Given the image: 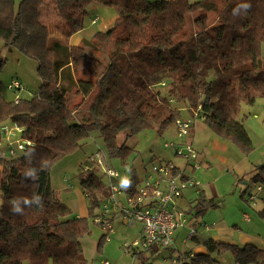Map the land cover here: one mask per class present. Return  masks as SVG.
Returning <instances> with one entry per match:
<instances>
[{
  "label": "trees",
  "instance_id": "16d2710c",
  "mask_svg": "<svg viewBox=\"0 0 264 264\" xmlns=\"http://www.w3.org/2000/svg\"><path fill=\"white\" fill-rule=\"evenodd\" d=\"M91 4L118 13L109 32L94 38L114 37L107 64L85 45L50 42L51 27L66 38L82 31ZM0 41L37 61L41 80L38 93L19 103L6 100L0 82V124L22 126L31 142L16 158L0 148V264H88L81 241L90 232L88 216L109 196L110 182L99 168L83 165L89 215L72 217L56 198L50 174L94 133L111 158L125 162L134 152L129 140L146 130L163 138L177 119L197 112L219 138L244 152L252 149L240 113L242 105L264 98V0H0ZM5 64L0 60V72ZM133 173L130 196L142 182ZM200 198L186 211L193 227L209 209ZM14 206L23 211L14 212ZM259 214L264 220V208ZM192 241L206 252H187L176 264H225L220 258L228 253L235 264H264V249L251 243L218 242L205 234ZM136 257L154 264L144 253Z\"/></svg>",
  "mask_w": 264,
  "mask_h": 264
},
{
  "label": "rangeland",
  "instance_id": "374dc122",
  "mask_svg": "<svg viewBox=\"0 0 264 264\" xmlns=\"http://www.w3.org/2000/svg\"><path fill=\"white\" fill-rule=\"evenodd\" d=\"M19 1L21 0H17V2ZM198 1L200 0H190L191 3H196ZM94 6L106 7L99 4H91L88 7L89 16L92 15ZM110 9H113L117 13L114 8ZM194 16L191 17L192 20L195 18ZM192 20H190L189 24L190 29L193 28ZM190 29L189 32L191 34ZM54 32L55 29L51 27V39L53 38L52 40L56 42L58 40L54 39L55 37L52 36ZM108 32L109 30L106 31L105 34ZM63 45H65L64 42ZM114 46L115 40L114 37H111L107 39L104 38L102 41L94 40L91 42L90 48L87 46L86 48L90 55L107 64L109 63L110 52ZM2 59L6 60V64L0 72L3 96L9 102L15 101L17 98L25 100L32 99L33 96L38 93L41 86V80L38 75V62L16 48L7 47L0 41V60ZM14 80H19L22 83L23 88L21 90L12 91L9 89V85ZM74 95L75 93L72 95V99L73 102L76 103L80 98ZM181 107H184V105L181 104ZM185 117L191 118V116L189 117L188 115H185ZM240 118L250 136L252 142L251 151L244 152L239 145L221 138L222 141L230 144V148L223 150L221 153L215 152V154L223 155L225 158H228L227 164L217 163L213 165L212 169L204 170L200 168L199 170H194L193 167L196 166V162H194L187 165V169L189 170L188 175L199 181L201 183V190L205 191L204 194L202 192V195L209 209L206 214L199 219L200 223H206L209 226H218V228H222L226 233L228 231L239 232L243 237L256 241L257 243L254 244H257L258 247L264 248V220L259 214L261 209H263L264 203L260 200L256 202L250 200L251 195H257V199L258 196L260 198L262 192H258V187L261 186L264 188V183L261 182L262 177L264 178V172L260 169V167L264 166V98H259L254 105H242ZM1 125L2 124H0V127ZM202 127L206 128L209 133L215 135V133L208 129L204 119L195 118L192 132H196L197 129ZM174 128L175 126L171 127L172 130ZM169 137L171 136L167 134H165L163 138L158 136L154 147L158 150H164L163 143L165 139ZM20 139L21 137L19 136L18 140ZM207 140V135L201 134L199 140L196 142L199 146L196 145V147L194 145V147L200 151L202 147L205 148L206 144L202 142H207ZM125 141V135H121L119 137V142L123 143ZM135 142L136 140L132 139L128 141L127 145L129 147H134V152L124 162L121 158H111L103 144L102 138L98 133H94L81 150L61 159L52 166L50 174L51 186L56 193V198L71 209L72 217H83V215L87 217L89 215V202L81 187L80 174L84 166L91 165L89 164L90 161L88 158L98 150H102L107 154L110 158V164L115 167L119 173L120 177L118 179V184L122 192L121 194H117L116 197L124 206H127L126 188L128 186H123V183H127L128 185L129 180L134 175L133 170L136 171V176L142 181L146 175V169L150 171L153 164L158 161L154 155H152L153 149L146 148V152H142L139 149L136 150ZM2 150L5 151L6 156L9 157L6 144H3ZM139 152L142 154L140 155ZM153 152L157 153L156 151ZM207 153L210 154V152ZM143 160L146 162L145 164H148L146 167H143ZM1 169L2 167H0V170ZM98 174L104 177L102 168H99ZM259 174L260 176H257ZM255 177L258 183H255ZM104 179L108 182L107 178ZM188 195L187 197H189ZM201 196L190 192V198H193L192 200L194 202L201 199ZM101 211L102 208H99L94 211L93 215L88 216L90 232L81 241L82 251L88 260V264H104L105 262H109L110 264H143L141 258L132 256L127 249L128 246L139 239L142 225L136 223L131 227L120 213L111 212L112 230L108 232L109 235L103 240V236L107 231L94 223V216L100 214ZM244 213H247L248 216L245 215V219L247 221L251 220L250 223L244 221ZM190 218H192V216H190ZM191 226L190 223L187 227L180 228L177 231V249H156L158 250L157 253L164 251L160 257L170 256V254L173 255L172 258L168 259L169 263L167 264H172L173 259L177 258L180 253H185V251L195 253L198 244L189 238ZM216 234H218V232ZM211 235H215V233ZM223 237L228 239L229 236L228 234H224ZM160 257L158 254L155 255L151 252L144 253V258L148 259L149 262L154 264H165L162 260L157 261ZM220 259L224 261L225 264H235L230 253L227 255L225 254Z\"/></svg>",
  "mask_w": 264,
  "mask_h": 264
},
{
  "label": "built area",
  "instance_id": "2783aa9c",
  "mask_svg": "<svg viewBox=\"0 0 264 264\" xmlns=\"http://www.w3.org/2000/svg\"><path fill=\"white\" fill-rule=\"evenodd\" d=\"M22 88V83L19 80H14L9 85V89L12 91H19ZM19 101L20 98L15 100L16 103ZM198 116L199 114L196 112L194 119L193 117L177 119L174 126L178 140L164 142V147L172 151L176 158L184 160L187 165L196 162V166L193 167L194 170L202 168L200 154L193 144L186 142V139L189 137L195 124V118ZM23 132L24 128L16 123L1 125L0 148L6 144L10 158L20 156L31 145V142L23 137ZM19 136L21 137L20 140H18ZM89 161L91 165L85 166V170L93 167L102 168L104 177L108 178L110 182V193L101 206L102 211L94 216V223L107 231L106 237L109 235L108 232L112 230L110 213L115 212L120 213L131 227L136 223L142 225L139 239L127 247L132 256L136 257L158 248L177 249V231L190 224V216L186 210L177 205V201L182 198L187 189H194L195 193L201 196L203 192L201 183L190 177L185 168H181L171 161L158 160L144 176L137 195L130 196L126 193L127 206H124L116 197L117 194H121L122 190L118 184L113 182L118 180L120 175L116 168L110 164L108 156L102 150H98L91 155ZM260 191H262L261 186L258 187V192ZM250 200H257V195H251ZM213 228L207 224L198 227L191 226L189 238L192 240L199 234L209 233ZM194 254L191 253L192 256ZM180 255H184V253H180ZM176 263L177 258L173 259L172 264ZM104 264L110 263L105 262Z\"/></svg>",
  "mask_w": 264,
  "mask_h": 264
},
{
  "label": "crops",
  "instance_id": "0c3cea01",
  "mask_svg": "<svg viewBox=\"0 0 264 264\" xmlns=\"http://www.w3.org/2000/svg\"><path fill=\"white\" fill-rule=\"evenodd\" d=\"M93 9L94 10L92 11V15L90 13L91 16H89V14H88V16L86 17L85 24H86L87 28L85 27L82 31L72 35L70 38L64 37L59 31L55 30V32L52 34V36L55 37L54 39L58 40L56 42H60V43L62 42L61 44H63V42H64L65 46H69V47L79 46V45H85V46L89 47L91 42L94 41L96 34H98L100 32L105 33L106 31L110 30L114 26V24L118 18V14L113 9H110L107 7H98V6H94ZM52 39L50 40L51 43H53L55 41V40L53 41ZM192 130L190 132L189 137L186 139V142L191 143V144L196 146L197 145L196 142H197V140H199L201 134L207 135V138H208L207 142H202V143H206L205 148L202 147L200 149V151L197 150L200 154L199 157H200V162H201V166H202L201 169H204V170L212 169L213 165H216L217 163L227 164L228 158H225L223 155H216L215 152L221 153L223 150L229 149L230 148L229 143L222 141L221 138H219L217 135L209 133V131L206 128H203V127L199 128V129H197L196 132H194V131L192 132ZM167 135H169L171 137L165 139V141H167V140H171V141L172 140H178L176 137L175 128L173 130L172 129L169 130ZM157 139H158V134L156 133V131L146 130V131H144L138 135V138L136 139V142H135V147H136L135 149L136 150L139 149L142 152H146V148H149V149L151 148V149H153V151L157 152V153H154L152 151V155H154L156 160L171 161V162L175 163L177 166H179L181 168H185L186 173L188 174L189 170L187 169V163L184 160L176 158L175 155L173 154V152L166 149L164 147V145H163L164 150H158L154 147V144L156 143ZM197 146H199V145H197ZM207 152H210V154ZM139 154L141 155L142 153L139 152ZM145 163L146 162L143 160V167H146L148 165ZM148 171L149 170L146 169V173ZM190 192L192 194L193 193L195 194L194 189H187L183 193L182 198H180L177 201V205L181 209H184L186 211L190 210V207L192 205H195V202H196V201L194 202L192 200L193 198H190ZM188 193H189V195H188ZM204 193H205V191L203 190V194ZM187 195L189 197H187ZM201 197H203V195ZM259 200L262 201L261 198H259V196H258V199L255 200V202L259 201ZM263 208H264V205H263ZM245 215H247V213H244V215H243L244 221L250 223L251 220L247 221L245 219ZM80 217H82V216H80ZM249 218H251V217H249ZM202 224H206V223H201V225ZM212 226L214 228L211 232L203 233V234L207 235L208 237H212L214 240H216L218 242H225V243H231V244L237 243L236 245H244V244H248V243H251V244L257 243L254 240H250L247 237H243L242 234L239 232L228 231L226 233L224 230H222V228H218V226H214V225H212ZM217 232H218V234H216ZM212 233H215V235H211ZM224 234H228V236H229L228 239L223 237ZM254 245L258 246L257 244H254ZM260 248L264 249L263 247H260ZM150 252L155 254V255L158 254V256L160 257V256H162V252H164V251H160L159 253H157L158 250H154V251H150ZM198 252H206L205 247L202 245H198L197 249L195 250V253H198ZM185 253H187V252L185 251ZM188 253H190V252H188ZM172 257H173V255L170 254V256H163V257L158 258L157 261L162 260L165 264H167V263H169L168 259H170Z\"/></svg>",
  "mask_w": 264,
  "mask_h": 264
},
{
  "label": "clouds",
  "instance_id": "9594fccd",
  "mask_svg": "<svg viewBox=\"0 0 264 264\" xmlns=\"http://www.w3.org/2000/svg\"><path fill=\"white\" fill-rule=\"evenodd\" d=\"M243 6H244L245 9L250 7L249 4H244ZM233 11H235V9ZM123 186L127 187L128 185H127V183H123ZM12 210L14 212H17V213H21L23 211L22 209H20L19 207H16V206H14Z\"/></svg>",
  "mask_w": 264,
  "mask_h": 264
}]
</instances>
